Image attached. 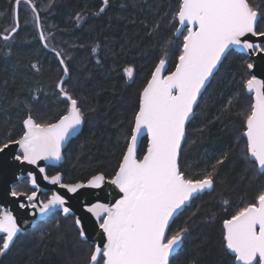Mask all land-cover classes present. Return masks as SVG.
<instances>
[{
  "label": "trees",
  "instance_id": "trees-1",
  "mask_svg": "<svg viewBox=\"0 0 264 264\" xmlns=\"http://www.w3.org/2000/svg\"><path fill=\"white\" fill-rule=\"evenodd\" d=\"M14 2L0 0V34L16 25ZM32 2L40 15V30L51 35L44 47L31 7L22 0L17 6L18 32L6 42L0 40V147L22 135L29 108L39 123L55 122L64 114L66 104L57 88L64 73L55 49L69 67L64 88L78 99L85 121L68 141L63 162L47 171L61 172L65 183L85 181L97 173L111 177L125 151L139 94L153 68L167 52L168 71L172 70L180 54L187 30L174 36L179 0H109L102 12L103 0ZM250 3L264 9V0ZM258 30H264V21ZM248 63L245 54L229 50L186 125L179 154L181 170L198 178L218 159L224 163L213 188L198 194L171 222L169 236L188 229L183 248L171 264H234L224 246L222 223L264 189V173L244 159L242 113L252 103L245 91L251 77ZM127 67L134 69L130 78L124 72ZM146 146L143 137L139 157ZM27 183L22 178L13 190L28 191ZM69 217L57 211L35 223L0 254V264H86L91 245L79 238L74 224L66 223Z\"/></svg>",
  "mask_w": 264,
  "mask_h": 264
},
{
  "label": "snow or ice",
  "instance_id": "snow-or-ice-1",
  "mask_svg": "<svg viewBox=\"0 0 264 264\" xmlns=\"http://www.w3.org/2000/svg\"><path fill=\"white\" fill-rule=\"evenodd\" d=\"M22 0H16L17 6ZM34 15L36 28L41 27L40 15L32 0H27ZM109 0H103L101 12ZM82 17L77 15V22ZM179 26L176 33L183 35V44L175 63V70L161 75L166 70L167 52L159 59L151 79L139 94L138 110L135 111L126 137V151L123 152L112 185L119 189V199L114 204H94L88 211L96 215L99 228L105 238L102 245L90 249L89 264H171L172 257L179 253L188 235L187 228H181L169 236L171 222L190 206V201L205 190L212 189L219 175V166L224 159H218L199 177L188 176L181 170L179 154L182 140L186 135L185 124L194 115L195 106L202 88L217 69L218 63L233 47L242 50L264 52V43H252L246 37H260L264 30L258 25L264 21V9L253 7L250 0H179L174 13ZM18 21V18H17ZM159 28V24L155 25ZM18 32V22L10 31L0 34V40L8 41ZM51 34H49L50 36ZM41 31L40 41L49 39ZM44 47H48L47 43ZM63 68L64 76L69 67L61 52L52 50ZM96 52V48L92 49ZM35 67V65H33ZM247 69L254 65L248 63ZM134 69H124L132 77ZM64 78L57 84L58 95L66 104L64 114L55 122L39 123L33 117L31 108L23 119V135L18 140L3 144L19 145L22 155L15 158L30 165L39 161H60L64 143L79 133L85 121V111L64 88ZM249 93H255L249 110L244 116L246 145L244 159L257 171L264 173V81L252 76L245 82ZM147 136V151L137 159L140 140ZM39 174L45 181L59 185L68 193H76L84 187H101L105 177L94 175L83 183H61L62 174L49 176L44 167ZM29 183L36 190L28 193L11 192L13 197L25 196L30 206L37 198L39 188L36 174L28 173ZM63 195L53 192L46 202L39 206L45 214L52 209L71 212L65 207ZM98 210V211H97ZM81 239L87 241V234L81 227V220H75ZM224 243L226 250L235 257L234 264H264V189L260 190L253 202L241 207L230 219L224 220ZM20 232L16 219L10 212H0V254L9 249L14 237Z\"/></svg>",
  "mask_w": 264,
  "mask_h": 264
},
{
  "label": "water",
  "instance_id": "water-1",
  "mask_svg": "<svg viewBox=\"0 0 264 264\" xmlns=\"http://www.w3.org/2000/svg\"><path fill=\"white\" fill-rule=\"evenodd\" d=\"M14 18L16 21V19H17L16 9H15V13H14ZM177 26H179L178 23H177ZM185 28L186 27H183L182 31ZM186 34H187V32H186ZM179 35L180 34L176 33V31L174 32L175 37H178ZM246 38L249 39V41L252 43H264V40H262V38L253 37L250 34ZM43 44H44V42H43ZM232 50L245 54L248 57V59L250 60V63H252L254 65V67L252 69H248L251 77L255 76L258 80L264 81V52L254 51V50L245 51V50H242V49H239L236 47H233ZM223 58H222V60H223ZM219 64L220 63H218V65H217V69L219 67ZM154 70H155V67L153 68V71ZM174 70H175V65L172 68V70L168 71V64H167L166 70L163 71L161 73V75L166 76L171 71H174ZM216 70L214 71V73L216 72ZM151 75H152V73H151ZM151 75H150L148 80L151 79ZM213 75H212V77H213ZM66 77L67 76H64L63 78H66ZM212 77H210V79L206 83L205 87L208 85V83L210 82ZM148 80H147V82H148ZM147 82L145 83L143 88L147 85ZM205 87L202 88L201 93L204 91ZM143 88H142V90H143ZM245 91L247 94L251 95L252 102H253V98L255 96V93L254 92L249 93L246 88H245ZM200 95H199V97H200ZM199 97H198V99H199ZM188 121H186L185 128H186ZM23 131H24V129H23ZM244 132H245V129H244L243 133ZM22 135H23V133H22ZM144 137H146V139H147L146 135ZM71 138L72 137H70L68 140L65 141V143L61 149L62 153L64 152V150L68 144V141ZM244 138L246 140V137H244ZM18 139H16V140H18ZM183 141H184V139L182 140V143H183ZM147 143H148V140H147ZM139 144H140V142L138 143V147H139ZM138 147H137V159H142L144 153L147 151V146H146V149H145V151L141 157L138 156ZM125 151H126V148H125ZM18 155H22V150L19 148V145L10 144L9 147L6 149H4L3 146L0 147V209H1V212H4V211L10 212L13 215V217L16 219L17 225L20 228V232H18L17 235L22 234L26 230L33 227L36 222L45 220L49 214L58 211L63 216H68V215L73 216L74 222L77 218H79L81 220V227L85 230V232L87 234V242L94 244V247L96 245H102V243L105 240V238L102 234V230L99 228V223L102 221H98L96 215H94L93 212H89L88 209L94 204H108V205L114 204L116 199L120 198V195H122V194L119 193V189L116 188L115 185H112L110 183V180L114 177L116 171L114 172V174L111 177H105L104 176L105 180H104L103 184L101 185V187H87L86 186L84 188L78 189V191L76 193H68L66 189L61 188L59 185H53L50 182L45 181L43 179V175L39 174V171H38L39 167H44L45 169L48 166L58 167L59 164L62 163L64 160V153H63V158L60 161H44V160H42V161L38 162V165H30L25 161L17 160L15 157ZM118 167H119V165H118ZM118 167L116 170H118ZM29 172H33L34 174H36L37 186L39 188V191L37 192V198L35 201L32 202V203H35L37 205L36 208H32L30 206H26L23 208L20 207L21 203L28 205L30 202L27 201L25 196L13 197L11 195V192L13 191V187H12L13 184L18 182V180L23 176H26L28 178ZM59 173H61V172H59ZM55 174H53V175H55ZM98 174H102V173H97L94 175H98ZM94 175H92V176H94ZM50 176H52V175H50ZM92 176H90L85 181H78L75 183H83V184L87 185V181L89 179H91ZM61 183H65V182H63V176H62ZM75 183H65V184H75ZM28 185L33 191L36 190V187H34L32 184H30L29 180H28ZM209 190H211V189H208L205 191H209ZM53 192H57V193H59L65 197V199H66L65 207H68L71 210V212L69 214H65L61 209H58V208L52 209L51 211H49L45 214H41L39 212V210H38L39 206L42 203L46 202L47 199L51 196V194ZM20 193H23V192H20ZM44 193H49V195L47 196V198L45 200H42L40 197ZM223 223H224V221H223ZM223 223H222V227L224 230ZM78 236H79V233H78ZM223 237H224V235H223ZM79 238H80V236H79ZM81 240L85 241L83 239H81ZM224 246H225V243H224ZM232 256L234 257V255H232ZM234 262H235V257H234Z\"/></svg>",
  "mask_w": 264,
  "mask_h": 264
},
{
  "label": "flooded vegetation",
  "instance_id": "flooded-vegetation-1",
  "mask_svg": "<svg viewBox=\"0 0 264 264\" xmlns=\"http://www.w3.org/2000/svg\"><path fill=\"white\" fill-rule=\"evenodd\" d=\"M48 167H51V166H48ZM48 167H47V168H48ZM47 168H46V173H47L49 176H50V175H53V174H55V173H57V172H59V171H56V172H55L54 170H52V172H48V171H47ZM52 168H57V167H52ZM22 178H27V177H22ZM22 178H20V179H22ZM20 179H19V180H20ZM27 180H28V178H27ZM27 184H28V183H27ZM13 185H14V184H13ZM12 187H13V186H12ZM31 191H33V190L30 188V190H28V191H26V190H22V191H19V192H23V193H28V194H29ZM48 195H49V193H44L43 195H41L40 198H41L42 200H45V199L47 198ZM0 212H1V209H0ZM60 214H61V213H60ZM61 216H63V215L61 214ZM46 218H47V217H46ZM72 218L74 219L73 216H72ZM74 224H75V222H74ZM78 233H79V232H78ZM1 235H2V234H1ZM17 236H18V235H17ZM17 236H16V237H17ZM16 237H15V238H16ZM15 238H14V239H15ZM85 242H87V241H85ZM88 243H89V242H88ZM11 244H12V243H11ZM11 244H10V246H11ZM89 244L91 245V248L94 247V244H91V243H89ZM10 246H9V247H10ZM6 251H7V250H6ZM102 263H103V262H102V260H101V263H100V264H102Z\"/></svg>",
  "mask_w": 264,
  "mask_h": 264
},
{
  "label": "rangeland",
  "instance_id": "rangeland-1",
  "mask_svg": "<svg viewBox=\"0 0 264 264\" xmlns=\"http://www.w3.org/2000/svg\"><path fill=\"white\" fill-rule=\"evenodd\" d=\"M13 25H14V24H12V26H13ZM12 26H10L7 30H9ZM5 32H6V30H4L2 33H5ZM125 75H126V74H125ZM126 76H127V75H126ZM127 78H130V77L127 76ZM242 135H243V133H242ZM245 142H246V140H245ZM56 218H57V217H56ZM56 218H53V219H56ZM43 221H44V220H43ZM66 223H68V224H70V225H71V224L73 225V224H74V219H73L72 217H69L68 220L66 221ZM74 225H75V224H74ZM75 227H76V226H75ZM178 231H179V230H178ZM176 232H177V231H176ZM174 233H175V232H174ZM174 233H173V234H174ZM25 234H26V233H25ZM84 242H85V241H84ZM86 243H88V242H86ZM88 244H89V243H88ZM87 247H88V245H87ZM88 248H89V247H88ZM88 252H89V251H88ZM89 253H90V252H89ZM89 255H90V254H89ZM88 258H89V260H90V257H89V256H88ZM89 260H88V261H89ZM88 261H87L86 264L89 263ZM100 263H101V262H100Z\"/></svg>",
  "mask_w": 264,
  "mask_h": 264
},
{
  "label": "bare ground",
  "instance_id": "bare-ground-1",
  "mask_svg": "<svg viewBox=\"0 0 264 264\" xmlns=\"http://www.w3.org/2000/svg\"><path fill=\"white\" fill-rule=\"evenodd\" d=\"M15 9H16V15H17V4L16 2H14V13H15ZM17 23V19L15 21V24ZM38 29V32H41L40 28H37ZM40 34V33H39ZM43 43V42H42ZM23 177H26V176H23ZM22 178V177H21ZM26 180V179H25ZM22 181V180H21ZM37 223V222H36Z\"/></svg>",
  "mask_w": 264,
  "mask_h": 264
}]
</instances>
